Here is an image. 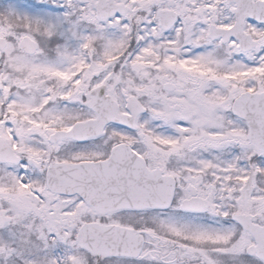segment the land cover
Returning a JSON list of instances; mask_svg holds the SVG:
<instances>
[{
  "label": "snow or ice",
  "instance_id": "6c2138e0",
  "mask_svg": "<svg viewBox=\"0 0 264 264\" xmlns=\"http://www.w3.org/2000/svg\"><path fill=\"white\" fill-rule=\"evenodd\" d=\"M0 264H264V0H0Z\"/></svg>",
  "mask_w": 264,
  "mask_h": 264
}]
</instances>
